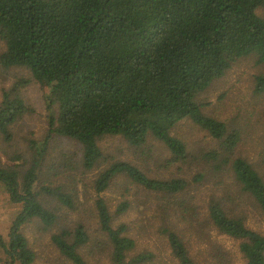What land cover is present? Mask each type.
<instances>
[{
  "label": "trees",
  "instance_id": "16d2710c",
  "mask_svg": "<svg viewBox=\"0 0 264 264\" xmlns=\"http://www.w3.org/2000/svg\"><path fill=\"white\" fill-rule=\"evenodd\" d=\"M261 11L264 0H0V72L19 68L31 78L15 81L10 90L1 87L0 141L13 143L14 126L30 112L20 90L35 81L49 91L48 130L42 139L28 141L32 158L15 153L7 155L6 164L0 162V186L19 207L9 238L0 233V264L37 263L23 233L34 222L51 234L52 245L72 264H88L82 253L86 249L104 252L111 264L149 262L151 254L133 255L137 243L127 225L114 224L129 203H121L113 214L101 195L121 176L167 196L186 191L189 183L153 178L126 160L110 161L100 142L120 138L138 151L153 149L147 147L153 139L171 154L169 162L179 163L188 152L173 133L190 121L219 143L222 162L228 165L241 132L207 115L198 98L245 60L264 68ZM253 82L254 93L263 96L264 73L255 74ZM55 137L79 144L85 172L106 165L94 181L98 239L83 221L56 229L60 217L52 201L72 210L77 193L64 185L40 184ZM219 155L205 156L216 160ZM229 171L234 186L260 210L264 222V167L239 157L232 159ZM240 206V211L247 207ZM208 215L220 235L239 242L246 264H264V232L250 228L246 214L212 201ZM162 234L179 264H196L172 228Z\"/></svg>",
  "mask_w": 264,
  "mask_h": 264
},
{
  "label": "rangeland",
  "instance_id": "374dc122",
  "mask_svg": "<svg viewBox=\"0 0 264 264\" xmlns=\"http://www.w3.org/2000/svg\"><path fill=\"white\" fill-rule=\"evenodd\" d=\"M264 15V12H260ZM1 87L13 88L15 81L31 79L28 72L15 68L9 72H0ZM264 73V68L255 67L253 62L245 60L236 65L224 78L216 81L198 100L206 105L205 113L224 121L230 128L239 129L241 142L236 154L231 157H247L260 168L264 167V95L254 93L255 74ZM48 89L35 81L20 90V94L30 112L26 113L14 126V142L5 144L0 141V162L6 164L10 157L18 153L32 158L28 148L30 139H42L48 130L46 96ZM174 136L186 145L188 156L179 163L169 162L171 154L159 142L150 139L147 147L136 151L129 148L120 138L107 137L100 142L103 154L110 161L126 160L139 166L153 178L162 180L184 179L189 183L186 191L178 195L167 196L144 190L130 182L126 177L116 178L108 190L101 196L107 201L111 213L117 206L128 202L129 209L123 215L115 217L114 224H126L128 234L136 243L133 255L148 253L152 259L145 264H179L162 234V229L172 228L184 241L196 264H246L239 251V242L220 235L210 222L208 206L212 201L229 205L240 213L246 214L247 225L264 232V222L257 209L246 195H242L234 186L228 165L223 164L225 154L220 151L219 143L207 132L190 121L183 122L174 130ZM76 142L55 137L50 142L48 155L41 172L43 185H64L76 194L75 208H60L54 201L50 205L60 217V226L74 227L78 222H86L96 239L97 219L94 207L97 194L94 181L106 165L85 172L81 166L82 150ZM218 152L216 160H207L206 154ZM115 158V159H114ZM11 164V163H10ZM222 171L216 173V169ZM77 178V183L73 181ZM246 203L244 211L240 205ZM187 205V206H186ZM189 214L185 216V210ZM189 208V209H188ZM19 207L10 203L0 186V233L8 239L10 227ZM182 210L183 213L181 212ZM31 246L37 253L36 264H72L60 254L51 243V234L43 232L37 223L27 225L23 230ZM88 264H111L107 255L99 251L82 250ZM101 253V254H100Z\"/></svg>",
  "mask_w": 264,
  "mask_h": 264
}]
</instances>
